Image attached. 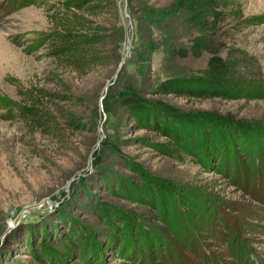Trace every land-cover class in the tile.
I'll list each match as a JSON object with an SVG mask.
<instances>
[{
	"label": "rangeland",
	"instance_id": "374dc122",
	"mask_svg": "<svg viewBox=\"0 0 264 264\" xmlns=\"http://www.w3.org/2000/svg\"><path fill=\"white\" fill-rule=\"evenodd\" d=\"M78 1L0 0V264H264V0H202L149 62L143 10L176 0H112L89 76L53 45ZM197 71L231 97L152 95Z\"/></svg>",
	"mask_w": 264,
	"mask_h": 264
},
{
	"label": "trees",
	"instance_id": "16d2710c",
	"mask_svg": "<svg viewBox=\"0 0 264 264\" xmlns=\"http://www.w3.org/2000/svg\"><path fill=\"white\" fill-rule=\"evenodd\" d=\"M111 1L79 0L76 6L78 13L55 16L54 27L56 31L53 45H55L56 58L60 67L70 69L79 76H89L100 67L103 59L101 45L104 38L103 34H101L102 28L95 20L112 12L114 4ZM202 4V0H176L173 4L162 8L146 6L141 19L149 25L152 39L149 38L148 43H143L141 38L143 44L139 52L140 58L145 62H149L151 55L157 50L158 46L153 39L155 32L161 33V36H167L168 34L176 33L180 29L188 28L204 13ZM163 23H167L166 28L162 27L161 24ZM163 46L165 47L166 55H173L175 48L166 43ZM141 71V75L146 73L144 66H141ZM202 74L205 75L206 73L197 71V74L193 73L189 77L184 76V79H180L177 82L170 79L158 83L152 88V95L176 93L180 96L195 95L203 99L231 97L230 93H232V90L226 88L225 85L215 84L218 81L214 83L212 81L204 82ZM140 93L141 91L137 88H128L126 91L121 92V95L126 97L124 101L130 103L131 108H135V105L142 100ZM158 113V110L154 109L152 115H158ZM163 116L165 115L163 114ZM45 125L50 127V124ZM55 128L58 130L57 127ZM153 128L158 131L156 126H153ZM227 236V246L234 255L238 257L247 255L244 250L246 244L241 242L238 245L236 243L237 239L231 238L230 232L227 233Z\"/></svg>",
	"mask_w": 264,
	"mask_h": 264
},
{
	"label": "water",
	"instance_id": "95a60500",
	"mask_svg": "<svg viewBox=\"0 0 264 264\" xmlns=\"http://www.w3.org/2000/svg\"><path fill=\"white\" fill-rule=\"evenodd\" d=\"M125 15H126V17H127V13H126ZM131 26H132V28H133V24H132V23H131ZM130 50H131V40H129V46H128V49H127V54L124 56V59H123L121 65H120V67H119V70L117 71V73H116V75H115V77H114V79H113V82H112L111 84H109V85L106 87L105 95L103 96V99L105 98L106 93L108 92L109 88H110L112 85H114L115 82L117 81V79H118V77H119V74L121 73V71H122V69H123V67H124V65H125V60L129 58ZM33 209H34V208H33ZM28 212H30V210H28L27 212H25L24 214H22V215L20 216L19 219H21V218H22L26 213H28Z\"/></svg>",
	"mask_w": 264,
	"mask_h": 264
}]
</instances>
